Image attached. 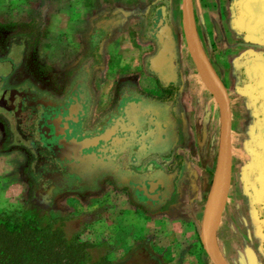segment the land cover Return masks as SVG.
Here are the masks:
<instances>
[{
  "label": "crops",
  "instance_id": "crops-1",
  "mask_svg": "<svg viewBox=\"0 0 264 264\" xmlns=\"http://www.w3.org/2000/svg\"><path fill=\"white\" fill-rule=\"evenodd\" d=\"M217 4L212 5L207 14L203 13L199 25L193 26L203 57L224 92L230 114L231 179L216 230L214 251L224 264H240L244 253L250 250L243 236L253 227V213L246 214L244 210L242 217L241 204L231 200L232 193H237V190L232 192L234 150L240 151L244 132L253 119V96L243 82L244 76H252L251 71L263 64L264 32L256 36L250 29H254L253 25L249 32L246 22L242 25L239 18H231L227 5L220 0ZM48 11L55 18L49 31L53 32L52 27L58 25L61 31L58 38L48 37L47 43L52 49H60V57L59 60L52 55L39 59L38 65L48 74L39 77L43 82L49 80V85L59 90L67 79L63 74L77 71L79 76L75 78L87 83L92 97L88 128L104 123L102 119L115 108L129 109L131 101L137 104L140 118L149 111L140 101L156 107L161 115L158 122L162 134L155 149L144 153L148 151L143 146L146 143L136 138L138 142L130 145L125 160L117 166L124 176L127 171L149 169L152 166L149 161L155 158L157 164L152 167L160 171L162 180L167 183L166 187L162 184L165 196L148 209V205H135L127 198L125 194L132 192L130 185H113L114 190H109L115 196H109L111 203L97 206L102 221L112 223L111 230L106 232V241L114 240L121 225L135 223L140 225L141 235L137 239H126L131 245L146 239L145 232L150 233L153 228L157 232L169 228L173 229L175 242L186 232L200 233L198 247L205 249L206 211L220 157L221 116L209 89L204 92L207 98L192 101L191 90L184 87L186 78L181 56L186 52L187 42L183 0H51ZM33 63L36 62L30 57L29 70ZM249 68L251 71L246 72ZM117 98L119 101L121 98L123 104L117 106ZM140 127L142 136L146 137L148 130ZM23 155L28 157L22 149L6 148L4 140L0 139V212L20 211L32 199L30 183L24 174ZM120 164H123L121 168ZM105 184L96 191L72 195L85 204L87 196L102 195ZM66 194L52 202L51 211L58 203L62 205L74 198ZM146 219L153 220L147 224ZM97 226L100 224L88 223L82 239H88L87 229L91 231ZM157 239L160 241L159 237ZM178 249L176 242L172 255ZM181 251L178 250V256L184 255Z\"/></svg>",
  "mask_w": 264,
  "mask_h": 264
},
{
  "label": "rangeland",
  "instance_id": "rangeland-1",
  "mask_svg": "<svg viewBox=\"0 0 264 264\" xmlns=\"http://www.w3.org/2000/svg\"><path fill=\"white\" fill-rule=\"evenodd\" d=\"M50 1L51 0H0V134L3 136L0 137V139L4 140L6 148L16 147L26 152L28 157L23 155L25 158V166L23 168L24 174L30 183L29 187L32 192L31 197L33 198L35 196L36 199H51L49 197L51 194L49 193V189H53L54 187L57 188L60 176L56 172L49 170L47 167H43L38 162L39 157H36L35 149L40 148L43 143L39 141L38 136L35 133L34 125L32 123L33 119L29 113L21 114L19 110L15 108L11 98L13 90L17 88L18 83L24 85L23 89L25 91L31 89L30 83L33 81V78L26 70L28 69V61L30 60V57L31 61L33 58L36 63L39 59L51 57V55L54 58L58 57L57 59L59 60L60 49H52L50 46L51 44L47 43V39L49 40L48 37L54 36L58 38L61 31V26L58 25L57 28L52 27L53 32H50L51 22L55 19L52 18V15H50V12L48 11ZM217 2L218 0H191V17L192 23H194L193 25H199L204 14L211 11L210 8L212 5H218ZM220 2L223 5L228 6L231 18H239L241 24L246 22V14L241 10L242 1L220 0ZM58 20L61 24L62 18L60 16L58 17ZM187 48L186 44V52L182 53L181 56L182 70L185 71L184 76L186 78L184 87L191 90L192 95L194 96L190 98L192 101L203 100L207 98V93L204 92L209 91L197 70L189 49ZM184 63L188 64L185 66ZM16 65L19 69H14ZM49 83L50 81L46 79L40 85L44 86V84ZM59 90L61 91L62 89ZM116 101L118 104V98ZM234 152L236 154L234 156L235 172L233 173L232 192H236L237 190V193H232L231 200L235 202L237 201L241 204L242 208L240 212L242 213V217H244V210H246V214L250 211L253 213V227L248 231V234L244 233L243 236L244 244L249 245L250 250L249 252H247L248 250H245L247 253H244V258H241L240 264H264V212H261V216L244 179V173L250 166V156L241 150V145L240 151L234 150ZM118 160L119 163L120 161L122 162L125 160L124 155ZM155 160V158H152L149 161V164L156 166L157 161ZM122 165H119L120 168ZM152 166L149 169L146 167L141 171H127L128 174L123 177L121 176L118 181L105 179L98 185L99 188H102V185L106 183L102 195L87 196L85 204L80 203L75 195L68 193V195H71L74 198L63 203L62 205L64 208L61 203H58L56 207L52 209L51 215L55 218L63 216L64 214H71V216L74 217L77 216L76 220L70 222L71 226H75L77 229L79 226H82L83 230L86 229L88 223L100 224L99 227L97 226L96 228L91 229V231L87 229V240L97 244L105 241L109 244V258L114 261L124 260L129 253L138 249L139 246L141 247V251H139V254L141 255L140 258L142 259L141 262L139 261L141 264H169V262L170 264H213L205 249L202 247L200 248V246L198 247L200 240V233L198 232L190 234H187L186 232L181 240L176 239L177 246L179 247L178 250H182L181 252H183V256L177 255L178 250L172 255V246L176 245V242L174 240L175 235L172 237L173 229L170 230L169 228L168 230L166 228L163 232H157L152 226L153 229L150 233L145 232L147 233L146 239H142L139 243L131 245L126 242V239L139 238V235H141L139 230L140 225L138 226L135 223L130 225V223H128L129 225L127 226L124 224L119 227L120 230L117 231L118 233L114 237V240L111 239L109 240L110 242L106 241V232L111 230L112 223L105 224V222L102 221L103 217L101 212L98 211L97 206H108L109 203H111L109 196H114V194L109 190H114L113 185H119L121 187L123 186V183H125L124 185H130L129 187L132 188L131 185L134 183L133 187H135L136 181L132 180V177H138L135 174H139V177L146 180H151L154 177H157L159 179L158 181H160V179H162V176L159 173L160 171L154 169ZM129 174L132 175L129 176ZM62 190L65 192L70 191L72 193L78 191L83 193L89 192L88 188L79 190L77 187ZM33 193L35 195H33ZM65 195L67 194H64V196ZM125 195H127V198L132 199L134 203L138 201V204L135 203V205L144 206V200L139 199L136 195L133 196L130 192H127ZM101 202L105 203L99 205ZM89 209L92 211H89ZM152 220L153 219H146L145 221L149 224ZM164 220L165 219H163V221ZM157 237L160 238V241H158ZM151 257H155L157 262H153ZM134 259L137 260L136 257H134L131 261Z\"/></svg>",
  "mask_w": 264,
  "mask_h": 264
},
{
  "label": "flooded vegetation",
  "instance_id": "flooded-vegetation-1",
  "mask_svg": "<svg viewBox=\"0 0 264 264\" xmlns=\"http://www.w3.org/2000/svg\"><path fill=\"white\" fill-rule=\"evenodd\" d=\"M243 2L241 10L246 14L245 25L249 32L251 29L258 36V32H264V0ZM251 25L254 29L250 28ZM262 62L258 68L246 71H251L252 76H244L243 83L253 96L254 108L251 125L244 132L241 143V150L250 156V166L244 173V179L261 216L264 212V60ZM14 69L19 67L16 65ZM26 70L33 78L31 89L25 91L24 85L18 83L11 101L21 114L29 113L33 119L35 133L43 142L40 148L35 149L38 162L60 176L57 188L49 189V193L72 187L91 190L105 179L118 181L123 177L117 166V159L122 158L120 151H128L131 144L138 142L136 138L146 143L143 145L146 149L157 145L162 133L158 122L161 115L156 107L140 101L141 106L149 110L140 118L137 104L131 101L129 109L115 108L102 119L104 123L88 128L92 97L87 83L75 78L79 76L76 70L63 74L67 79L61 91L49 84L40 85L43 80L39 76H48L42 66L33 63L32 68ZM120 101L117 106L123 104ZM140 126L148 130L145 131L146 137L142 136ZM96 138V143H87L86 146L82 143ZM132 180L136 181V186L133 187L134 183L131 185V193L144 200V207L155 205L165 196L163 185L166 187L167 183L162 179L161 184L157 177L151 180L132 177Z\"/></svg>",
  "mask_w": 264,
  "mask_h": 264
},
{
  "label": "trees",
  "instance_id": "trees-1",
  "mask_svg": "<svg viewBox=\"0 0 264 264\" xmlns=\"http://www.w3.org/2000/svg\"><path fill=\"white\" fill-rule=\"evenodd\" d=\"M154 149H147L144 153L149 154ZM126 152L120 151L119 155L123 156ZM98 188L94 187L91 191ZM66 193L85 194L53 191L49 196L51 199H36L34 196L20 211L0 212V264H141V247L138 246L124 260H111L109 244L84 240L81 236L83 227L77 229L71 226L70 222L76 217H53L52 202ZM134 257L137 260L131 261ZM151 260L157 262L155 257Z\"/></svg>",
  "mask_w": 264,
  "mask_h": 264
},
{
  "label": "water",
  "instance_id": "water-1",
  "mask_svg": "<svg viewBox=\"0 0 264 264\" xmlns=\"http://www.w3.org/2000/svg\"><path fill=\"white\" fill-rule=\"evenodd\" d=\"M250 0H247V2ZM183 27L186 37L187 46L192 59L197 67V70L218 103L221 116V142H220V157L218 169L215 175L212 196L208 203L206 211V219L204 226L203 243L205 250L213 264H224V262L216 255L214 251V240L216 230L221 218V214L227 199V192L231 179V138H230V114L228 110L227 100L220 83L211 73L203 54L200 50L196 39L194 26L191 17V0H183ZM134 123L133 120H131ZM96 139H87L82 141L83 144L96 143ZM88 143V144H87ZM87 148V147H86ZM213 221L208 229V217L212 216ZM208 233V234H207Z\"/></svg>",
  "mask_w": 264,
  "mask_h": 264
},
{
  "label": "bare ground",
  "instance_id": "bare-ground-1",
  "mask_svg": "<svg viewBox=\"0 0 264 264\" xmlns=\"http://www.w3.org/2000/svg\"><path fill=\"white\" fill-rule=\"evenodd\" d=\"M212 221H213V214H212V216H209V217H208V222H210V223L207 224V226H208L207 229H206L207 231H208V229H209V227H210ZM207 234H208V233H207Z\"/></svg>",
  "mask_w": 264,
  "mask_h": 264
}]
</instances>
